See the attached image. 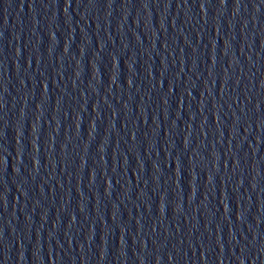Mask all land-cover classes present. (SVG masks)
Wrapping results in <instances>:
<instances>
[{
    "label": "snow or ice",
    "instance_id": "snow-or-ice-1",
    "mask_svg": "<svg viewBox=\"0 0 264 264\" xmlns=\"http://www.w3.org/2000/svg\"><path fill=\"white\" fill-rule=\"evenodd\" d=\"M222 2H223V0H222Z\"/></svg>",
    "mask_w": 264,
    "mask_h": 264
}]
</instances>
